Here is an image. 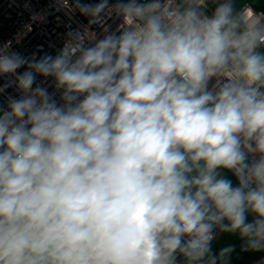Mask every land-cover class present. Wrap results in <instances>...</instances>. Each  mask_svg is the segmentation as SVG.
I'll return each instance as SVG.
<instances>
[{
    "label": "clouds",
    "instance_id": "obj_1",
    "mask_svg": "<svg viewBox=\"0 0 264 264\" xmlns=\"http://www.w3.org/2000/svg\"><path fill=\"white\" fill-rule=\"evenodd\" d=\"M51 3L54 54L0 41V264H264V11Z\"/></svg>",
    "mask_w": 264,
    "mask_h": 264
},
{
    "label": "built area",
    "instance_id": "obj_2",
    "mask_svg": "<svg viewBox=\"0 0 264 264\" xmlns=\"http://www.w3.org/2000/svg\"><path fill=\"white\" fill-rule=\"evenodd\" d=\"M251 6L257 12L264 11V7H255L252 4ZM36 12L46 15L47 19L43 23L33 24V31L23 39L21 44H14V47L25 55H31L34 51L54 54L64 42L66 25L69 21L62 12L58 13L54 10L51 0H0V41L12 40L26 24L32 23L30 17ZM70 23L74 29L101 32L99 26H89L87 20L79 15L75 16ZM109 23L115 28V23L112 21ZM12 91L9 89V92Z\"/></svg>",
    "mask_w": 264,
    "mask_h": 264
},
{
    "label": "rangeland",
    "instance_id": "obj_3",
    "mask_svg": "<svg viewBox=\"0 0 264 264\" xmlns=\"http://www.w3.org/2000/svg\"><path fill=\"white\" fill-rule=\"evenodd\" d=\"M251 4H264V0H248ZM235 244L237 246V253L233 255L232 264H255L260 259L259 253H240L239 244L240 240L230 234L222 233L219 235V239L214 242V249H220L226 245Z\"/></svg>",
    "mask_w": 264,
    "mask_h": 264
},
{
    "label": "trees",
    "instance_id": "obj_4",
    "mask_svg": "<svg viewBox=\"0 0 264 264\" xmlns=\"http://www.w3.org/2000/svg\"><path fill=\"white\" fill-rule=\"evenodd\" d=\"M253 6H255V7H264V4H262V5H259V4H252Z\"/></svg>",
    "mask_w": 264,
    "mask_h": 264
}]
</instances>
